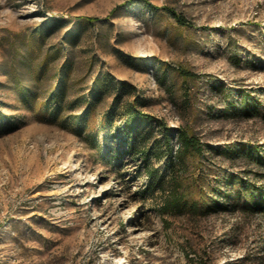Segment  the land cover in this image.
I'll list each match as a JSON object with an SVG mask.
<instances>
[{"label":"rangeland","instance_id":"rangeland-1","mask_svg":"<svg viewBox=\"0 0 264 264\" xmlns=\"http://www.w3.org/2000/svg\"><path fill=\"white\" fill-rule=\"evenodd\" d=\"M146 1L0 0V264H264L262 214L160 215L166 140L129 118L264 143V0Z\"/></svg>","mask_w":264,"mask_h":264},{"label":"trees","instance_id":"trees-1","mask_svg":"<svg viewBox=\"0 0 264 264\" xmlns=\"http://www.w3.org/2000/svg\"><path fill=\"white\" fill-rule=\"evenodd\" d=\"M140 1L147 3L146 0ZM148 6L152 7L150 4ZM172 14L178 22L187 24L184 17L174 12ZM85 20L94 22L91 19ZM179 72L187 78L199 77L183 69H179ZM249 96L248 93H242L240 105L232 108L235 114L247 117L261 114L260 106ZM129 118L141 122L156 121L166 140L169 173L160 174L159 170L151 169L149 157L146 156L144 159L148 165L150 183L159 185L162 191L160 215L164 217L187 214L208 215L210 212L222 210L264 215V143H234L216 147L186 128L179 127L175 130L178 145L174 151L169 140L174 130L166 122L133 108L129 109ZM189 157H193L201 164L207 161L213 162V157L225 158L230 162L242 160L247 167L241 173L218 169L207 176L205 173L194 175L188 161ZM204 180L206 185H201ZM195 187L201 194L198 198L193 197Z\"/></svg>","mask_w":264,"mask_h":264}]
</instances>
